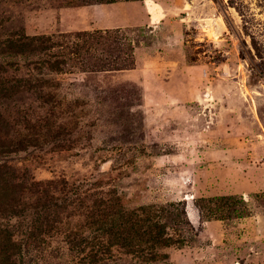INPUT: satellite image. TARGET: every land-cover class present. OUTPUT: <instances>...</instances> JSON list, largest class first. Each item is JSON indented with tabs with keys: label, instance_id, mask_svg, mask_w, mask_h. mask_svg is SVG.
I'll list each match as a JSON object with an SVG mask.
<instances>
[{
	"label": "rangeland",
	"instance_id": "1",
	"mask_svg": "<svg viewBox=\"0 0 264 264\" xmlns=\"http://www.w3.org/2000/svg\"><path fill=\"white\" fill-rule=\"evenodd\" d=\"M0 25L29 35L122 28L139 42L131 69L62 77V95L87 104L71 142L44 137L32 93L0 98V264L74 263L62 235L29 236L35 197L16 188L23 180L166 207L181 242L156 264H264V0H0ZM34 126L40 140L20 146ZM217 196L244 198L251 216L204 221L196 203Z\"/></svg>",
	"mask_w": 264,
	"mask_h": 264
},
{
	"label": "trees",
	"instance_id": "2",
	"mask_svg": "<svg viewBox=\"0 0 264 264\" xmlns=\"http://www.w3.org/2000/svg\"><path fill=\"white\" fill-rule=\"evenodd\" d=\"M62 1L69 6H88L140 0ZM2 29L0 25V98L32 93L40 103L38 115L48 132L44 137L55 134L71 142L66 136L76 129L70 125L76 121L79 124L86 112L83 100H67L62 95L64 75L120 71L136 64L135 47L139 42L129 34L133 30L29 35L25 31L5 33ZM30 129L32 136L20 146L40 140L36 138V126ZM2 148H6L4 143ZM22 182L16 186L20 193L27 190L29 197H35L30 206L34 218L29 236L47 239L62 235L73 264H156L164 259L160 257L164 249L181 242L168 231L167 221L177 220L164 206L129 209L118 198L110 197L113 191L93 192L66 180ZM196 205L204 221L251 216L247 201L238 196L202 198ZM122 255L131 261L124 262Z\"/></svg>",
	"mask_w": 264,
	"mask_h": 264
}]
</instances>
